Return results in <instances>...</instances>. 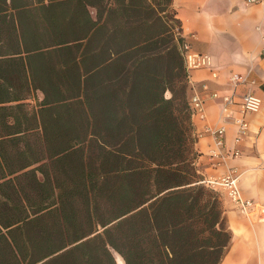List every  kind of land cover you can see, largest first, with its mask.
Returning a JSON list of instances; mask_svg holds the SVG:
<instances>
[{
	"label": "trees",
	"instance_id": "obj_1",
	"mask_svg": "<svg viewBox=\"0 0 264 264\" xmlns=\"http://www.w3.org/2000/svg\"><path fill=\"white\" fill-rule=\"evenodd\" d=\"M181 30L173 0H0V264H221Z\"/></svg>",
	"mask_w": 264,
	"mask_h": 264
},
{
	"label": "crops",
	"instance_id": "obj_2",
	"mask_svg": "<svg viewBox=\"0 0 264 264\" xmlns=\"http://www.w3.org/2000/svg\"><path fill=\"white\" fill-rule=\"evenodd\" d=\"M181 20L182 35L193 49L213 58L210 68L193 69L189 78L205 93V116H193L196 165L203 179L218 177L236 169L242 196L264 204V0H173ZM212 71L218 76L213 77ZM239 73L256 79L251 87L241 82L234 87L231 75ZM252 89L263 99L258 112L247 114L249 131L236 140L234 117L239 115L243 94ZM219 92L213 98L209 93ZM194 90L189 88V97ZM234 95L228 112L223 111V97ZM40 99L44 94L37 91ZM206 125L226 126L224 156L213 155L215 138L204 130ZM239 153L235 154L234 151ZM224 213L232 231L231 244L221 264H264V221L240 212L226 189L219 187Z\"/></svg>",
	"mask_w": 264,
	"mask_h": 264
},
{
	"label": "built area",
	"instance_id": "obj_3",
	"mask_svg": "<svg viewBox=\"0 0 264 264\" xmlns=\"http://www.w3.org/2000/svg\"><path fill=\"white\" fill-rule=\"evenodd\" d=\"M252 2L262 1V0H249ZM180 33V32H179ZM182 34V32H181ZM182 53L184 55L185 64L187 67L188 72L190 73L193 69L199 68H210L213 66V58L208 53H203L196 51L193 49L191 43L188 40H185L182 45ZM212 76L217 77L218 72L212 71ZM190 79V78H189ZM231 81L234 87L241 82H245L249 84L251 87L253 84L256 83V79L250 78L249 75H243L239 73H233L231 75ZM190 84L194 90L191 98H190V106L194 116H205L204 111V103H205V93L208 90V84L204 83L202 86V90L198 89L196 85L193 83ZM246 91L240 102V109L239 115L234 117L235 124L237 126V136L236 140L240 141L244 135L247 134L250 127V122L247 119V114L258 112L260 111L263 105V99L258 94H256L252 89ZM209 95L213 98L219 97L218 91H213L209 93ZM223 106L222 109L225 112L229 111V107L234 102V95L228 94L223 97ZM204 130L206 132H210L215 138V145L217 150L213 152V155L224 156L225 153L223 152L224 147L226 146L225 140V133H226V126H211L206 125ZM235 154H238L239 151H234ZM205 183L210 185L211 187L217 188L222 187L226 189L230 199L235 204L236 208L242 212L243 214L251 217H255L258 220L264 221V204L253 200L244 198L241 193L240 184H239V176L236 173V169H230L227 173L218 176V177H211L208 179L203 180Z\"/></svg>",
	"mask_w": 264,
	"mask_h": 264
},
{
	"label": "rangeland",
	"instance_id": "obj_4",
	"mask_svg": "<svg viewBox=\"0 0 264 264\" xmlns=\"http://www.w3.org/2000/svg\"><path fill=\"white\" fill-rule=\"evenodd\" d=\"M217 189L219 190V187H217ZM219 191H220V190H219ZM119 258H120V255H118V256H117L118 263H119V264H125L124 262H123V263H122V262H120V261H119Z\"/></svg>",
	"mask_w": 264,
	"mask_h": 264
},
{
	"label": "bare ground",
	"instance_id": "obj_5",
	"mask_svg": "<svg viewBox=\"0 0 264 264\" xmlns=\"http://www.w3.org/2000/svg\"><path fill=\"white\" fill-rule=\"evenodd\" d=\"M119 261L122 262V263L124 262V261H123V258H122L121 256H120V258H119Z\"/></svg>",
	"mask_w": 264,
	"mask_h": 264
}]
</instances>
